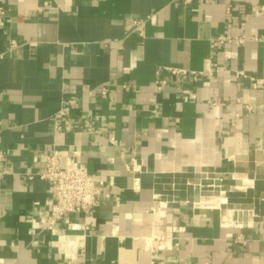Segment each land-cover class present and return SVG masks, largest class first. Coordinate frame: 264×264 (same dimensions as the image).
Segmentation results:
<instances>
[{
	"label": "crops",
	"instance_id": "1",
	"mask_svg": "<svg viewBox=\"0 0 264 264\" xmlns=\"http://www.w3.org/2000/svg\"><path fill=\"white\" fill-rule=\"evenodd\" d=\"M0 8V264H62L46 228L50 184L28 178L53 152L85 165L100 187L88 216L56 223L67 234L70 222L89 226L80 263L264 264V190L253 191L264 184V41L255 40L264 38V0H0ZM226 36L235 40L212 57V40ZM214 63L220 71L198 81L164 70ZM64 100L92 131H54ZM232 173L253 181L243 207L255 213L251 224L224 225L223 210L195 207L196 188L183 185Z\"/></svg>",
	"mask_w": 264,
	"mask_h": 264
},
{
	"label": "built area",
	"instance_id": "2",
	"mask_svg": "<svg viewBox=\"0 0 264 264\" xmlns=\"http://www.w3.org/2000/svg\"><path fill=\"white\" fill-rule=\"evenodd\" d=\"M186 4H190L192 0H184ZM0 14L4 11L0 8ZM144 19L134 21V31L144 37ZM234 37L226 36L215 38L212 40V57H214L215 45L225 42L234 41ZM245 38H238L239 43L245 42ZM257 41H264V38L255 37ZM218 63L213 64V68L208 71H195L183 67L166 66L164 70L176 78L189 77L193 81H198L202 76H211L215 72L220 71ZM161 70L156 74L160 75L156 80V89L162 91L168 81L162 77ZM108 88L102 87L101 94L103 97L107 95ZM216 104V103H213ZM54 123V131H72L74 129H84L92 131L94 129L90 119L84 122L75 120L72 115V108L69 100H64L56 114L52 117ZM81 122V123H80ZM5 156L4 151L0 150V159ZM0 172L6 173L0 167ZM49 182L52 195V206L47 218L46 228L56 237L57 247L62 257V264H82L79 258L84 255L86 238L89 235V226L81 225L77 222H70L69 229L74 233H61L56 227V223L62 220L68 214H84L89 215L90 211L99 204L100 187L97 186L95 177L91 174L87 167L78 162L74 158L67 159L65 163L57 152H53L46 158L45 171L41 173H32L28 175L29 179H33L35 175ZM161 204V202L159 203ZM244 242V239H241Z\"/></svg>",
	"mask_w": 264,
	"mask_h": 264
},
{
	"label": "rangeland",
	"instance_id": "3",
	"mask_svg": "<svg viewBox=\"0 0 264 264\" xmlns=\"http://www.w3.org/2000/svg\"><path fill=\"white\" fill-rule=\"evenodd\" d=\"M232 175V174H231ZM231 175H226V176H218V177H206L204 179V181H185L184 183L181 181H172L170 183V191H168L169 193L171 192L172 193H175L177 191L178 188L181 187V183H183V185L187 186V187H191V191L195 192V188H199V190H202V192H212V191H221V195H223V197H226L228 198V202L225 204V205H222L221 208H219V210H223L225 208H243L244 206H246V204L248 203V197L250 196V190L248 189L249 187H251L253 185V182L252 180L249 181V185L246 184L245 186H247V188H241L242 190L240 191H236L237 188H235L234 191H230V186L232 184H234V180L232 178H234V175L233 174L232 176ZM207 181V182H206ZM175 182V184H174ZM194 182V183H193ZM196 182V183H195ZM201 184V185H200ZM211 184V185H210ZM189 185V186H188ZM224 185V186H223ZM205 187V188H204ZM208 187L210 189H208ZM254 192L255 193H258L260 191H263L264 190V184L261 183V184H256L254 186ZM222 188V189H221ZM225 188V189H224ZM246 190V191H245ZM222 191H226V192H222ZM226 194V195H225ZM237 195V196H236ZM209 196V197H208ZM214 196L212 194H207L206 198L208 201H211V199L213 200V198L215 197H211ZM239 196V197H238ZM194 198V197H192ZM217 198V197H216ZM195 200V199H194ZM193 200V201H194ZM248 200V201H247ZM239 201V203H237ZM247 201V202H246ZM191 202H192V199H191ZM191 205V204H190ZM193 205V204H192ZM242 205V206H241ZM245 209V208H243Z\"/></svg>",
	"mask_w": 264,
	"mask_h": 264
},
{
	"label": "bare ground",
	"instance_id": "4",
	"mask_svg": "<svg viewBox=\"0 0 264 264\" xmlns=\"http://www.w3.org/2000/svg\"><path fill=\"white\" fill-rule=\"evenodd\" d=\"M264 158V157H263ZM260 165H262L260 163ZM239 172V171H237ZM233 174V173H232ZM232 176V175H231ZM233 177V176H232ZM233 180L235 181L234 184H232L229 188L230 191H234L235 188H237L236 191H240L242 190L241 188H247V186H245L246 184L249 185V181H251L252 179H250L246 174L244 173H236L234 175ZM201 181V180H200ZM204 181V180H203ZM207 182V181H206ZM253 182V181H252ZM194 183V182H193ZM196 183V182H195ZM201 185V184H200ZM211 185V184H210ZM224 186V185H223ZM205 188V187H204ZM208 189H210L208 187ZM222 189V188H221ZM225 189V188H224ZM240 189V190H238ZM246 191V190H245ZM222 192H226V191H222ZM196 198L193 201V205L195 207H199V208H221L223 204H226L228 202V198L223 197V195H221V191H212V192H202V190H199V188H196ZM207 194H212L215 197L213 198V200L211 199V201H208L206 196ZM226 195V194H225ZM237 196V195H236ZM182 197V196H181ZM209 197V196H208ZM211 197V196H210ZM211 197V198H212ZM239 197V196H238ZM186 198V197H185ZM183 199V198H182ZM173 201V200H172ZM249 202V201H248ZM164 206H165V202ZM169 203V202H168ZM239 203V201L237 202ZM175 204V203H174ZM163 205V204H162ZM242 206V205H241ZM170 207V206H169ZM254 212L252 210H244L243 208H226L223 209L222 211V222L224 225H237V226H242L245 222H248L249 224L252 223V219L254 216ZM248 225V224H247Z\"/></svg>",
	"mask_w": 264,
	"mask_h": 264
}]
</instances>
